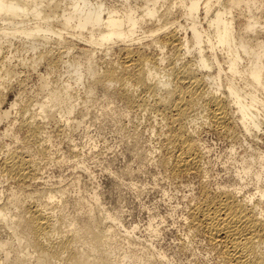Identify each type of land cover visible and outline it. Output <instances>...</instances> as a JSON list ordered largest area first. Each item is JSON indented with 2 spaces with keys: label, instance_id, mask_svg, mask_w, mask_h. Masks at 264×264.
I'll use <instances>...</instances> for the list:
<instances>
[{
  "label": "bare ground",
  "instance_id": "1",
  "mask_svg": "<svg viewBox=\"0 0 264 264\" xmlns=\"http://www.w3.org/2000/svg\"><path fill=\"white\" fill-rule=\"evenodd\" d=\"M261 6L258 0H0V54L8 49L0 58V123L14 109L20 115L14 132H3L16 146L0 159V174L12 184L0 201V264H171L151 246L133 253L130 232L118 235L116 214L99 218L95 197L80 200L72 215L37 203H61L64 196L60 188L32 186L37 160L48 161L44 120L57 135L78 125L70 118L73 84L88 98L100 91L125 114L149 110L150 125L162 124L157 165L169 179L195 180L197 187L184 212L185 236L204 241L218 264H264ZM20 52L29 53V62L11 65ZM18 66L28 73L43 67L42 100L33 104L16 93L8 101L14 83L22 85ZM64 73H72V82L61 80ZM201 123L242 139L228 150L232 182L213 190L203 179L205 147L195 137ZM151 154H140L141 161ZM120 239L128 246L122 254Z\"/></svg>",
  "mask_w": 264,
  "mask_h": 264
},
{
  "label": "rangeland",
  "instance_id": "2",
  "mask_svg": "<svg viewBox=\"0 0 264 264\" xmlns=\"http://www.w3.org/2000/svg\"><path fill=\"white\" fill-rule=\"evenodd\" d=\"M258 3L262 6L256 13L263 24L264 0H258ZM178 20L184 24L182 19ZM7 50L4 48L3 52L6 53ZM3 52L0 58L5 55ZM20 53H15L14 58H11V65L15 66L24 60L29 62V53ZM101 55V51L95 54L99 57L98 60H101ZM97 57L95 61L98 63ZM18 67L19 71L24 70L23 74L19 72L16 77L22 79V85L18 86L13 79L14 87L7 92L8 101L15 100L18 97L16 93L26 95L24 98L21 96L24 100L33 99V104L42 100L43 94L38 93L37 85L39 75L44 74L43 67L38 66L36 71L29 70V73L28 70ZM165 67L163 63L160 70ZM26 73L28 74L25 75ZM53 76L58 78L57 75L50 74L52 81L55 80ZM69 76H72V73H64L61 80L68 79L72 82ZM72 87L77 92V100L74 102L76 108L70 118L78 122V125L72 126V129H69V126L57 135L53 130V122L44 120L48 161L37 160V177L32 186L33 190L60 188L64 190V196L61 203L55 200L52 204L45 205L44 198L37 203L47 211L57 206L56 210L62 209L65 214L72 215L79 211L77 203H80V200L87 202L89 198L95 197L98 217H104L106 212L116 214L120 222L116 226L118 235L124 231L130 232L129 236L134 244L129 247L134 250L133 253H139L142 246H151L155 251L163 253L171 264H218L215 252L209 250L204 241L197 237L185 236L187 233L183 222L184 212L192 196H195L197 187L195 180L169 179L166 172L157 165L160 156V133L164 129L162 124L150 125L148 118H152L153 114L149 110L136 115L125 114L118 103L102 99L100 91L88 98L82 85L73 84ZM19 90L21 93L16 92ZM35 107H31V112ZM18 111L12 110L7 120L0 123V159L9 148L16 146L13 145V136H3V132L7 127H11L14 132L12 124L20 116ZM196 126L198 127L195 137L205 147L202 159L203 179L212 190L218 184L231 183L233 166L228 150L235 140L229 135L212 130L205 123ZM239 140L242 141L241 138ZM240 141H235V147ZM148 151L152 152L151 161L142 162L140 154ZM237 153L234 158L241 157L242 152L239 150ZM28 154L34 157L33 148L28 149ZM10 188V181L0 174V201L12 191ZM118 244L119 254H122L124 249L127 250L125 241L120 239Z\"/></svg>",
  "mask_w": 264,
  "mask_h": 264
}]
</instances>
